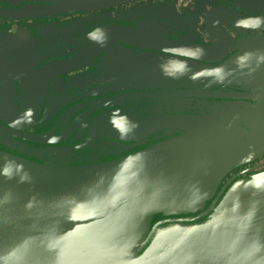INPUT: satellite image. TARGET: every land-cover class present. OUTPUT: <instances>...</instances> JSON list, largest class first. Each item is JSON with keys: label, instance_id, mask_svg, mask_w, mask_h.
<instances>
[{"label": "water", "instance_id": "95a60500", "mask_svg": "<svg viewBox=\"0 0 264 264\" xmlns=\"http://www.w3.org/2000/svg\"><path fill=\"white\" fill-rule=\"evenodd\" d=\"M89 2L66 8L83 12ZM142 13H123L121 23L84 40L85 47L103 48L96 56H112L110 83L124 63L120 81L132 93L91 109L86 104V113L70 118L45 113L40 119L41 129L52 116L55 126L76 124L75 148L45 146L61 141L48 130L24 132L41 106L0 94V264H264V170L241 171L264 155V113H225L242 108L224 99L215 113L219 107L195 99L211 93L222 75L198 61L199 40L180 36L178 22L169 39L138 35L150 22ZM76 21L73 26L86 28ZM6 26L0 25V90L2 82L23 78L21 66L40 64L36 38L54 29L41 22ZM210 27L222 30L215 18ZM91 61L69 59L66 69L96 66ZM54 63L47 65L59 70ZM129 82L136 85L126 87ZM101 106L109 112L90 113Z\"/></svg>", "mask_w": 264, "mask_h": 264}, {"label": "flooded vegetation", "instance_id": "af4514ba", "mask_svg": "<svg viewBox=\"0 0 264 264\" xmlns=\"http://www.w3.org/2000/svg\"><path fill=\"white\" fill-rule=\"evenodd\" d=\"M87 1L80 0L81 4ZM74 3H77V0H1L0 3V11L8 13L7 16H0L1 26L41 22L50 23L54 28L47 31L53 32L48 34V37L36 38L37 43L32 50L36 52L35 62L40 61V64L34 70L27 65L21 66L19 71L24 73L23 78L18 82L13 80V83H10V79L2 82L0 90V94L6 92L7 97H3L6 100L9 98L17 101L18 98L25 97L31 100L36 108L41 106L40 111L32 113L39 116L36 123L23 128V131L42 133L48 130V136L61 139L60 142L54 143L55 145L50 143L45 146L75 148L78 143L77 131L74 130L76 124L59 123L55 126L52 116L47 122H43L48 126L41 129L40 119L45 113L63 114V117L70 118L68 114L86 113L97 102L107 105L117 100H125V95L132 93L128 92V89L124 90L125 86L120 81L124 63L122 69L117 71V79H119L117 83L114 81L110 83L109 77L114 76V70L110 73L108 57L103 58L101 54L96 56L97 49L103 51V48L92 43L84 46L87 37H94L107 25L121 23L123 13L129 16L132 13L143 14L142 11H145L147 15L144 14L139 18L149 19L150 22L144 23L142 30L140 25V30H137L138 35L154 39L163 34V39L165 37L169 39L172 38L169 37L173 31L172 22H178V25L184 28L183 33L178 31L180 36L189 37L193 34L195 42L198 43L199 40L202 45L194 46L199 48L197 53L202 58L198 61L208 62L218 70L221 77H228L225 78L227 80L225 85H219L221 83L219 80H222L219 77L218 81L217 79L215 81L216 86L211 88V93L196 96L195 99L208 100L215 108L221 106L220 102L224 99L242 108L236 112L227 110L229 112L225 111V113H264V0H90V7L83 12H69V7L66 8V5ZM27 5L34 7L29 9ZM15 11L17 13H14ZM214 18L221 26V31L216 30V27L215 29L210 27ZM76 20L86 21V28L79 29L78 25L73 26ZM97 28L100 29L95 30ZM5 31L8 34L10 32ZM58 35H62L61 40L57 38ZM211 36L216 37L218 43L223 41L222 45L215 46ZM28 43L30 44L29 41ZM181 48L189 51L186 46ZM139 49L150 53L156 52L150 47ZM168 53L171 52L165 50L163 54L168 55ZM79 57L92 60L90 63H95L96 66L86 65L73 70L66 69L67 60L79 59ZM51 62H55L59 70L47 65ZM99 64L101 68L97 69ZM118 64L121 65L119 62ZM57 73L58 76L54 77ZM134 75L137 76V72L136 74L134 72ZM244 83L247 84L246 88L241 87ZM73 85H77V88H73ZM195 87L191 86L192 89ZM203 88V85H200L197 89ZM220 92L223 97L219 96ZM243 93L248 95L244 97ZM128 99L133 100L131 97ZM41 101L45 104L41 105ZM86 104L89 106L88 109L83 108ZM101 107L90 110V113L109 112V108ZM114 110L119 111L120 108L116 107ZM218 111L220 107L215 109V113H221ZM78 129L81 130V127ZM83 130L84 128L82 133L85 134L86 131ZM101 141L104 142V139L102 138ZM148 141L151 142L150 139ZM28 144L34 147L44 145L33 142ZM244 170L246 171L244 175L264 170V155L242 166L241 171ZM236 171L233 170L227 178Z\"/></svg>", "mask_w": 264, "mask_h": 264}, {"label": "rangeland", "instance_id": "374dc122", "mask_svg": "<svg viewBox=\"0 0 264 264\" xmlns=\"http://www.w3.org/2000/svg\"><path fill=\"white\" fill-rule=\"evenodd\" d=\"M109 53H108V51L104 54V57H108V60H111L112 59V56H109L108 55ZM114 55V57H116V56H118L116 53H114L113 54ZM136 85V83H134V82H129V83H127V86L126 87H129V88H132V87H134ZM163 104V103H162Z\"/></svg>", "mask_w": 264, "mask_h": 264}]
</instances>
